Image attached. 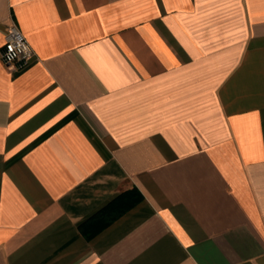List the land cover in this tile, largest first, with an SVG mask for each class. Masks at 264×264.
Listing matches in <instances>:
<instances>
[{"label":"crops","instance_id":"1","mask_svg":"<svg viewBox=\"0 0 264 264\" xmlns=\"http://www.w3.org/2000/svg\"><path fill=\"white\" fill-rule=\"evenodd\" d=\"M0 264H264V0H0Z\"/></svg>","mask_w":264,"mask_h":264},{"label":"built area","instance_id":"2","mask_svg":"<svg viewBox=\"0 0 264 264\" xmlns=\"http://www.w3.org/2000/svg\"><path fill=\"white\" fill-rule=\"evenodd\" d=\"M0 59L12 70H23L36 59L34 49L16 22H12L6 30Z\"/></svg>","mask_w":264,"mask_h":264}]
</instances>
